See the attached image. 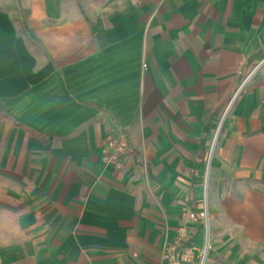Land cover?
I'll list each match as a JSON object with an SVG mask.
<instances>
[{
  "label": "crops",
  "instance_id": "0c3cea01",
  "mask_svg": "<svg viewBox=\"0 0 264 264\" xmlns=\"http://www.w3.org/2000/svg\"><path fill=\"white\" fill-rule=\"evenodd\" d=\"M263 58L264 0H0V264H164L205 202L264 264Z\"/></svg>",
  "mask_w": 264,
  "mask_h": 264
},
{
  "label": "built area",
  "instance_id": "2783aa9c",
  "mask_svg": "<svg viewBox=\"0 0 264 264\" xmlns=\"http://www.w3.org/2000/svg\"><path fill=\"white\" fill-rule=\"evenodd\" d=\"M144 68H147L145 65ZM264 71V58L252 69L250 77ZM130 153V143L127 133L121 130L108 135L104 144V156L107 165L116 169L123 168V160ZM185 224L178 229L176 239L166 246L162 253L164 264H208L212 249L211 218L207 203L201 210L189 209L185 215ZM194 223L203 226V240L196 242L187 224Z\"/></svg>",
  "mask_w": 264,
  "mask_h": 264
},
{
  "label": "trees",
  "instance_id": "16d2710c",
  "mask_svg": "<svg viewBox=\"0 0 264 264\" xmlns=\"http://www.w3.org/2000/svg\"><path fill=\"white\" fill-rule=\"evenodd\" d=\"M31 33V32H30ZM30 37L32 38V39H34L33 37H32V35L30 34ZM1 118H3L4 120H6V121H8V122H11L6 116H4V115H1L0 116ZM12 123V122H11Z\"/></svg>",
  "mask_w": 264,
  "mask_h": 264
}]
</instances>
